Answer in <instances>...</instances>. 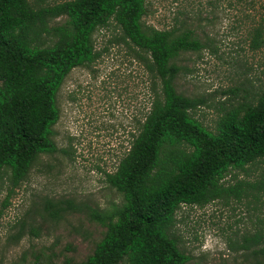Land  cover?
<instances>
[{
  "label": "trees",
  "instance_id": "1",
  "mask_svg": "<svg viewBox=\"0 0 264 264\" xmlns=\"http://www.w3.org/2000/svg\"><path fill=\"white\" fill-rule=\"evenodd\" d=\"M145 14V0H0V176H7L0 216L36 160L56 151V93L70 69L99 56L93 32L113 24V40L142 66L148 105L115 169L104 174L119 202L87 208L102 235L83 260L61 264H201L173 234L181 205L247 195L264 205L261 180L222 183L230 170L264 161V90L224 108L213 129L202 124L193 112L203 99L181 94L174 81L179 56L204 42L184 20L159 29L143 24ZM262 32L250 29V49L264 44ZM64 203L44 200L43 211L59 218L73 208ZM232 249L243 264H264V227L243 233Z\"/></svg>",
  "mask_w": 264,
  "mask_h": 264
},
{
  "label": "rangeland",
  "instance_id": "2",
  "mask_svg": "<svg viewBox=\"0 0 264 264\" xmlns=\"http://www.w3.org/2000/svg\"><path fill=\"white\" fill-rule=\"evenodd\" d=\"M145 5L144 25L161 29L184 20L205 44L179 56L174 81L181 94L203 99L193 112L202 124L213 129L224 108L264 90V44L248 47L252 27L260 26L264 37V0H145ZM117 34L113 24L97 28L91 36L97 59L64 77L55 97L56 151L36 160L2 209L0 264L83 260L104 230L87 217V208L104 210L119 202L104 174L115 169L148 104L142 66L113 40ZM222 180L223 185L264 184V161L230 170ZM6 187L7 176L1 174L0 206ZM44 200L59 206L69 201L73 208L52 219L43 211ZM175 218L173 234L191 262L243 264L232 244L264 227V205L248 195L218 198L202 206L181 205Z\"/></svg>",
  "mask_w": 264,
  "mask_h": 264
}]
</instances>
